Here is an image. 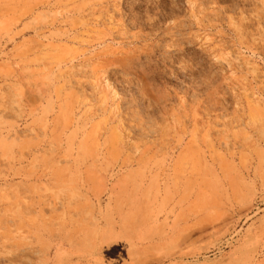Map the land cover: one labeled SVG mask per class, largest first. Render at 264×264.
Segmentation results:
<instances>
[{"label": "rangeland", "instance_id": "rangeland-1", "mask_svg": "<svg viewBox=\"0 0 264 264\" xmlns=\"http://www.w3.org/2000/svg\"><path fill=\"white\" fill-rule=\"evenodd\" d=\"M0 264H264V0H0Z\"/></svg>", "mask_w": 264, "mask_h": 264}]
</instances>
